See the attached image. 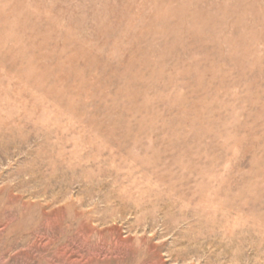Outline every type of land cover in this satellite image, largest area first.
Listing matches in <instances>:
<instances>
[{"label":"rangeland","instance_id":"rangeland-1","mask_svg":"<svg viewBox=\"0 0 264 264\" xmlns=\"http://www.w3.org/2000/svg\"><path fill=\"white\" fill-rule=\"evenodd\" d=\"M0 264H264V0H0Z\"/></svg>","mask_w":264,"mask_h":264}]
</instances>
